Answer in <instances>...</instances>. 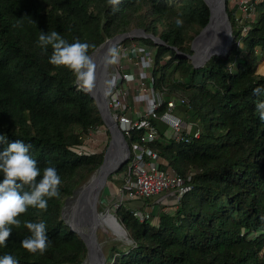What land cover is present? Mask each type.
Listing matches in <instances>:
<instances>
[{"label": "trees", "instance_id": "1", "mask_svg": "<svg viewBox=\"0 0 264 264\" xmlns=\"http://www.w3.org/2000/svg\"><path fill=\"white\" fill-rule=\"evenodd\" d=\"M256 11L243 32L236 9L227 7L235 43L227 57L195 68L182 54H193L192 41L209 22L203 0H121L117 10L107 0H0V136L8 144H31L41 172L54 166L62 179L60 198L49 199L46 211L30 207L6 247L0 246V257L11 254L19 264H83L87 257L62 209L102 165L104 152L79 155L75 149L105 124L74 74L49 63L51 47L42 54L39 35L56 31L69 43L94 44L91 55L107 39L143 29L165 45L135 38L121 46L138 42L154 52L151 91L165 94L166 101L186 98L199 130L183 142L148 146L178 175L192 174L193 188L174 215L160 213L156 220L140 222L120 206L116 217L133 244L109 247L106 264H264V121L255 107L264 95H253L264 87V75L257 73L264 63V0ZM153 124L161 134L166 130ZM143 133L126 137L129 146ZM6 146L0 143V151ZM23 221L46 223L50 243L44 254L21 247L31 236Z\"/></svg>", "mask_w": 264, "mask_h": 264}, {"label": "clouds", "instance_id": "2", "mask_svg": "<svg viewBox=\"0 0 264 264\" xmlns=\"http://www.w3.org/2000/svg\"><path fill=\"white\" fill-rule=\"evenodd\" d=\"M107 3L113 10H117L121 0H107ZM175 23L179 28L183 26L184 21L181 17H177ZM37 46L42 54H47L51 47L49 63L71 71L81 90L86 93L94 90L96 65L89 54V49L95 48L94 44L79 40L69 43L58 32L52 31L47 34L41 32ZM119 60L120 49L109 48L106 53V64L115 65ZM115 79L113 77L111 82L113 86ZM253 95L258 97L264 95V87L255 88ZM255 107L260 120L264 121V101L257 100ZM161 119L170 127L181 124L180 118L171 113H164ZM0 143L7 145L3 151H0V175L3 176L0 182V246L6 247L13 227L21 226L20 217L26 214L30 207L46 211L49 199L60 198L62 179L54 166L45 167L41 172L37 161L30 155L31 144L21 140L8 144L6 136H0ZM41 176L38 181V177ZM23 224L30 231L31 236L22 240L21 247L32 254L37 252L44 254L50 243L46 223L23 221ZM0 264H19V261L13 255L5 254L0 257Z\"/></svg>", "mask_w": 264, "mask_h": 264}, {"label": "built area", "instance_id": "3", "mask_svg": "<svg viewBox=\"0 0 264 264\" xmlns=\"http://www.w3.org/2000/svg\"><path fill=\"white\" fill-rule=\"evenodd\" d=\"M244 9L245 11L248 10L246 3L244 4ZM249 15L251 16V14ZM247 31L248 28L244 27L243 32ZM145 49L142 60L134 63L130 71H125L123 74L117 72V82L109 101V107L116 109L122 107L116 110L114 117L125 138H129L132 132L136 130L144 132L139 143H133L131 147L129 146L130 155L126 168L127 177L123 186L119 189V196L121 201L127 203L147 201L159 196L160 198L155 204L173 206L175 214L184 195L189 193L193 188L189 183L192 174L187 179L178 175L148 145L157 141L164 144H168L171 141L183 142L188 140L191 135L198 137L199 130L196 129L197 125L188 113L190 105L186 98L179 97L166 101L160 95L156 96L151 93L145 95L147 89L143 87L144 82L149 77L148 69L154 63L153 51ZM139 54H141V51L137 48H133L130 53L132 59L138 58ZM133 84L141 87V94L146 96L143 99L145 107L141 111L136 107H131L130 104H126L128 95L123 87ZM149 92H152L151 88ZM163 106L166 108L164 113H171L180 118L181 124L179 126L170 127L162 121L161 117L164 113L160 114L159 111ZM183 108L188 109L183 110ZM154 121L160 122L166 128L163 134L153 124ZM75 152L79 155L90 154L83 147L75 149ZM132 214L140 222H145L152 218L155 213L132 210ZM168 214L174 215L173 213Z\"/></svg>", "mask_w": 264, "mask_h": 264}, {"label": "water", "instance_id": "4", "mask_svg": "<svg viewBox=\"0 0 264 264\" xmlns=\"http://www.w3.org/2000/svg\"><path fill=\"white\" fill-rule=\"evenodd\" d=\"M209 9V22L206 27L199 33L198 36L192 41L191 50L193 54L182 56L189 60L195 68L204 67L213 57H227L230 49L235 43V37L233 35L232 25L227 13V0H203ZM212 4L216 5V10L213 9ZM135 38H145L151 39L157 45H165V43L157 36L153 34H147L143 29H134L129 33H125L122 35H118L112 39H107L102 45H100L91 56H95L99 50L104 46L108 45V49L111 47H120L125 41L129 39ZM213 40V41H212ZM212 41V45L207 48V43ZM206 44V45H205ZM195 45L200 46L202 49L201 52L195 50ZM108 52V51H107ZM101 70V78L97 81L98 85L94 87V90L90 93L92 99L95 100L96 106L100 111L102 119L104 121L105 126L110 132L111 142L104 154V159L102 165L97 169L93 178L91 179L90 185L96 176L100 174L105 165H108V169L103 177L100 190L106 186L109 181V177L118 172L124 165L128 163L130 148L129 144L123 135L122 131L119 128V125L114 118L113 113L109 107V101L111 96V91L115 88L118 73L115 70L113 65L106 64V55L104 63L102 64ZM113 77H115L114 86L111 84ZM77 84V83H76ZM83 91V90H82ZM86 93V92H85ZM117 146V155L115 158L109 161L108 156L111 151L113 145ZM108 162V163H107ZM79 189L75 197L79 194ZM74 197V198H75ZM68 206V202L62 209V219L65 223L70 227V230L78 235V237L85 243L87 247V257L83 264H106L107 258L105 255H102L99 260L94 259V250L93 246L98 242L96 229H94L89 238L84 237L80 234L67 220L64 218V212ZM97 212L95 211V214ZM113 220L121 227L126 233V229L123 225L118 221L117 217H113ZM131 245L133 242L130 240Z\"/></svg>", "mask_w": 264, "mask_h": 264}, {"label": "rangeland", "instance_id": "5", "mask_svg": "<svg viewBox=\"0 0 264 264\" xmlns=\"http://www.w3.org/2000/svg\"><path fill=\"white\" fill-rule=\"evenodd\" d=\"M261 1L262 0H243V1L242 0H228L227 7L229 9H236L235 16L236 18H238V21H237L238 27H241V28L244 27L249 19H253L256 16V12H257L256 5L259 4ZM245 3L248 8L247 11H245L244 9ZM249 14H251V16ZM159 29L162 30V27H159ZM120 47H119L120 60L117 64L113 65L115 70L120 74H123L125 71H130L133 68L134 63H136L138 60L141 61L143 57V52L146 50L145 48H148L147 46L143 45L142 43H138V42H133L127 47L125 46H120ZM133 48H137L139 50L143 49V51H141V54H139L138 58H133V59L131 58L130 53ZM153 66H154V63L152 64V67L148 69L149 77L146 78V82H144L143 87L144 89L145 88L147 89V91H145V95H147L148 93H151V94H155L156 96L160 95L162 98H164L165 94L163 93H155V91L149 92L150 87H151L150 85L151 84V70ZM262 66L264 67V63H262L258 67V70H257V73L260 75H264V69H260ZM123 89L126 90L127 95H128L126 104H130L131 107L133 108L136 107L137 109L141 111L145 107V103L143 99L146 98V96H143L141 94L142 93V91L140 90L141 87H138L137 85L133 84V85H129L128 87L124 86ZM113 91L114 90H112L111 92ZM119 108H122V107H119ZM110 109L113 115H115L117 109L114 107H110ZM110 142H111L110 132L107 129V127L104 126L103 128H100L97 131L92 132L85 139V145L83 146V149L90 154L101 153V152L105 153L110 145ZM126 174H127V169H125L122 172L118 171L109 177L108 179L109 181L107 182L104 190L102 191L101 198H100L99 205H98V211L101 215H104V216L109 215L113 219V217H116L117 210L120 206L126 209H129V210H142V211H148V212L152 211L155 213L153 214V217H152L153 220H156V218H158L160 213L167 212V213L174 214L175 210L173 206L155 204L156 201L160 198L159 196H156L153 199H149L148 201H137V202H130V203L121 201V198L119 196V189L123 186L126 180V177H127ZM93 176H91L90 179L80 187V189L87 186L90 183ZM74 197H72L71 199H73ZM71 199L67 200L64 206ZM64 218H65V214H64ZM97 236H98L99 242L102 245L103 252L106 258L108 256L109 247L111 246L115 245L119 248L131 246V243L130 244H124L122 242L120 243L117 237L114 236L113 231L106 225H103L100 228V230L97 233Z\"/></svg>", "mask_w": 264, "mask_h": 264}, {"label": "bare ground", "instance_id": "6", "mask_svg": "<svg viewBox=\"0 0 264 264\" xmlns=\"http://www.w3.org/2000/svg\"><path fill=\"white\" fill-rule=\"evenodd\" d=\"M213 9L216 10V5L212 4ZM213 41V40H212ZM212 41L207 43V48L212 45ZM206 45V44H205ZM195 50L201 52L200 46L195 45ZM108 51V45H104L99 52L92 57L95 65V86L98 85L97 81L101 78L102 64L105 60V55ZM117 155V146L114 144L109 153V161L115 158ZM108 163V162H107ZM108 169V165H105L103 170L98 176L95 177L90 185L85 186L79 191V194L68 201V206L64 212L66 220L72 224V226L84 237L89 238L91 232L96 229V233L103 225L108 226L114 233V236L120 241V243L130 244V238L128 234L118 226V224L112 219V217L101 215L98 211V205L101 198L103 189L100 190L103 177ZM107 188V187H106ZM107 190V189H106ZM105 190V191H106ZM110 190V189H109ZM95 211L97 212L95 214ZM98 237V236H97ZM115 239V238H114ZM93 246L94 259L99 260L104 255L103 248L99 240ZM88 264V263H86Z\"/></svg>", "mask_w": 264, "mask_h": 264}]
</instances>
